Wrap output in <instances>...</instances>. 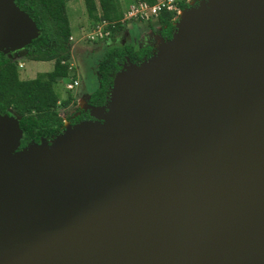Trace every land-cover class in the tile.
Instances as JSON below:
<instances>
[{
  "label": "water",
  "instance_id": "1",
  "mask_svg": "<svg viewBox=\"0 0 264 264\" xmlns=\"http://www.w3.org/2000/svg\"><path fill=\"white\" fill-rule=\"evenodd\" d=\"M0 0V53L39 37ZM93 120L20 148L0 114V264H264V0H200Z\"/></svg>",
  "mask_w": 264,
  "mask_h": 264
},
{
  "label": "trees",
  "instance_id": "2",
  "mask_svg": "<svg viewBox=\"0 0 264 264\" xmlns=\"http://www.w3.org/2000/svg\"><path fill=\"white\" fill-rule=\"evenodd\" d=\"M68 0H15L17 7L36 24L40 35L26 46V56L36 62L53 61L52 71L31 80H20L18 63L0 53V114L17 115L23 132L20 148L29 143H40L61 133L62 120L59 108H68L73 102L71 94L60 99L54 91V84L68 77L70 71V37L72 30L66 13ZM154 4L156 0H144ZM85 13L91 24L102 20L115 24L111 36L121 31L125 24L120 0H82ZM183 10L188 4H179ZM174 15L163 12L157 19L161 25V37L171 39L174 30ZM150 55V49L138 52L125 47L114 48L97 65V88L90 94L88 103L93 107L106 102L112 79L120 70V64L127 56L131 62L141 61Z\"/></svg>",
  "mask_w": 264,
  "mask_h": 264
},
{
  "label": "rangeland",
  "instance_id": "3",
  "mask_svg": "<svg viewBox=\"0 0 264 264\" xmlns=\"http://www.w3.org/2000/svg\"><path fill=\"white\" fill-rule=\"evenodd\" d=\"M132 0H120L121 9L124 10ZM66 13L72 30L74 41H70V64L73 67L68 77L61 79L54 84V91L60 99H65L68 94L74 97L75 101H87L90 94L97 88V65L112 48L123 49L124 46L135 47L155 45L160 41V36L152 38L158 32V25L154 23H127L123 29L110 38L100 42H89L83 37L91 29L93 24L88 20L82 0H68L66 3ZM152 38V39H151ZM147 41V42H146ZM154 42V43H153ZM25 49L16 53V56H7L23 67L18 68L20 80H31L42 76L53 69V61L36 62L30 60L25 53ZM78 82V87L71 93L65 89V85L72 80ZM74 111L73 107L59 108L62 115H70Z\"/></svg>",
  "mask_w": 264,
  "mask_h": 264
},
{
  "label": "built area",
  "instance_id": "4",
  "mask_svg": "<svg viewBox=\"0 0 264 264\" xmlns=\"http://www.w3.org/2000/svg\"><path fill=\"white\" fill-rule=\"evenodd\" d=\"M185 1L188 6L196 5L197 2H191V0H156L154 4H149L144 0H132L131 3L123 10V18L121 19L122 24L127 23H149L156 22L159 16L163 12L172 13L174 15L173 22L176 24L177 19L181 13L179 4ZM115 24L102 20L96 24H93L91 29L83 37L89 42H100L110 38L111 29L114 28ZM70 41H74V37L71 36ZM23 67L19 64V68ZM73 67L70 64V71ZM78 86V82L74 79L71 82L66 83L65 89L68 92L73 91ZM62 127L64 128L69 125L67 119L62 117Z\"/></svg>",
  "mask_w": 264,
  "mask_h": 264
},
{
  "label": "flooded vegetation",
  "instance_id": "5",
  "mask_svg": "<svg viewBox=\"0 0 264 264\" xmlns=\"http://www.w3.org/2000/svg\"><path fill=\"white\" fill-rule=\"evenodd\" d=\"M197 1H200V0H191V2H197ZM149 23H154V24H157L158 25V32H157V34H155L152 38H154V37H156L157 35L158 36H160V39H161V42L158 40V41H156L155 42V45H152L151 43L150 44H148L147 46L145 45V46H139V47H135L134 48V46H132V45H129V46H124V48L125 47H129V48H131V49H133V51L134 52H138L139 50H141V49H144V48H149L150 49V55L148 56V57H144V58H142L141 59V61H138V62H135L134 64H139V63H141L142 61H144V60H146V59H148V58H150L151 56H153L156 52H157V49H158V46H159V44H161L162 42H166V41H168V39H166V38H164V37H161V29H162V27H161V25H159V23H157V22H149ZM173 25H174V30H175V24L173 23ZM174 30H173V32H174ZM172 32V33H173ZM151 38V39H152ZM170 40V39H169ZM147 42V41H146ZM154 43V42H153ZM112 49H114V48H112ZM127 57V56H126ZM125 57V58H126ZM129 61H130V59H129ZM124 62H125V60H124ZM123 62V63H124ZM131 62V61H130ZM123 63H121L120 65H122ZM133 63V62H132ZM120 69H121V66H120ZM78 87V86H77ZM75 90V89H74ZM73 90V91H74ZM73 91H71V92H73ZM71 92H69V93H71ZM72 98L74 99V97L72 96ZM89 99V98H88ZM88 99H87V101H83V100H78V101H73V102H76V104L75 105H73V104H71L70 106L71 107H73L74 108V111H73V113L72 114H70V115H68V116H66V115H62V114H60V112H59V116H60V118L62 119V117H65V119H67V121H68V124H69V126H72V125H75V124H78V123H80V122H84V121H89V120H93L92 119V117H90V114H89V110L87 109V107L88 106H91V105H89V103H88ZM106 103V102H105ZM105 105V104H104ZM103 105V106H104ZM69 106V107H70ZM93 107V106H92ZM64 130V126L62 127V129H61V132ZM56 137V136H55ZM55 137H51V138H49L48 140H47V142L49 143L51 140H53Z\"/></svg>",
  "mask_w": 264,
  "mask_h": 264
},
{
  "label": "bare ground",
  "instance_id": "6",
  "mask_svg": "<svg viewBox=\"0 0 264 264\" xmlns=\"http://www.w3.org/2000/svg\"><path fill=\"white\" fill-rule=\"evenodd\" d=\"M68 128H70L69 125H68Z\"/></svg>",
  "mask_w": 264,
  "mask_h": 264
}]
</instances>
